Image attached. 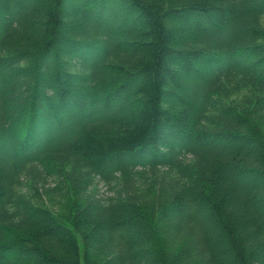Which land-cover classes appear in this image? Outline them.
Here are the masks:
<instances>
[{
    "label": "trees",
    "instance_id": "16d2710c",
    "mask_svg": "<svg viewBox=\"0 0 264 264\" xmlns=\"http://www.w3.org/2000/svg\"><path fill=\"white\" fill-rule=\"evenodd\" d=\"M0 264H264V0H0Z\"/></svg>",
    "mask_w": 264,
    "mask_h": 264
},
{
    "label": "rangeland",
    "instance_id": "374dc122",
    "mask_svg": "<svg viewBox=\"0 0 264 264\" xmlns=\"http://www.w3.org/2000/svg\"><path fill=\"white\" fill-rule=\"evenodd\" d=\"M100 189H101V195L105 196V195H109V194H114V191L110 190L108 188V185H106L105 183L101 182L100 183Z\"/></svg>",
    "mask_w": 264,
    "mask_h": 264
}]
</instances>
